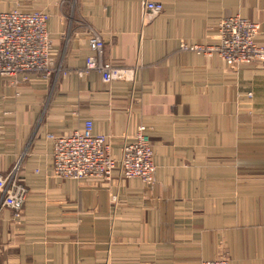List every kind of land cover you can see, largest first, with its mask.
Wrapping results in <instances>:
<instances>
[{
  "label": "crops",
  "instance_id": "crops-1",
  "mask_svg": "<svg viewBox=\"0 0 264 264\" xmlns=\"http://www.w3.org/2000/svg\"><path fill=\"white\" fill-rule=\"evenodd\" d=\"M160 1L152 14L141 0H0V12L48 15L61 68L0 78V171L18 165L29 188L20 214L0 212V264H202L222 253L264 264V66L199 50L234 15L256 22L264 45V0ZM91 30L106 60L137 66L133 82L79 73ZM85 120L116 161L108 180L52 172L54 137ZM139 127L149 184L120 174Z\"/></svg>",
  "mask_w": 264,
  "mask_h": 264
},
{
  "label": "built area",
  "instance_id": "built-area-1",
  "mask_svg": "<svg viewBox=\"0 0 264 264\" xmlns=\"http://www.w3.org/2000/svg\"><path fill=\"white\" fill-rule=\"evenodd\" d=\"M145 12L161 13L163 2L141 0ZM48 15L37 12L25 14L17 11L0 12V78H16L31 73L48 77L61 68L55 66L47 29ZM215 42L200 46V51H211L236 67L261 64L264 66V45L256 42L259 25L243 16L221 17L216 22ZM91 50L78 66L79 73L91 71L100 74L102 81L133 82L138 68L135 64L124 66L104 58L105 43L98 31L88 33ZM196 49V45L181 41L180 49ZM140 66H142L140 64ZM256 66V65H255ZM2 99V98H1ZM139 127L136 138L122 148L120 174L137 178L149 184L153 181L155 164L152 160L150 135ZM52 172L56 176L78 179H110L116 161L110 157L105 138L93 134L92 121L85 120L81 128L54 137ZM29 188L18 165L9 171H0V212L7 209L18 215L24 209ZM202 264H230L222 253L214 260Z\"/></svg>",
  "mask_w": 264,
  "mask_h": 264
},
{
  "label": "rangeland",
  "instance_id": "rangeland-1",
  "mask_svg": "<svg viewBox=\"0 0 264 264\" xmlns=\"http://www.w3.org/2000/svg\"><path fill=\"white\" fill-rule=\"evenodd\" d=\"M73 179V178H72Z\"/></svg>",
  "mask_w": 264,
  "mask_h": 264
}]
</instances>
